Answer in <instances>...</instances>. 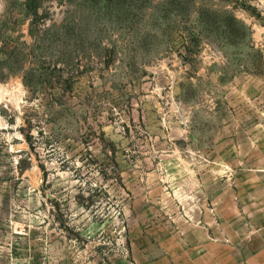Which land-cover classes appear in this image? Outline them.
Instances as JSON below:
<instances>
[{"label":"rangeland","instance_id":"374dc122","mask_svg":"<svg viewBox=\"0 0 264 264\" xmlns=\"http://www.w3.org/2000/svg\"><path fill=\"white\" fill-rule=\"evenodd\" d=\"M261 152L264 0H0V264H150Z\"/></svg>","mask_w":264,"mask_h":264},{"label":"crops","instance_id":"0c3cea01","mask_svg":"<svg viewBox=\"0 0 264 264\" xmlns=\"http://www.w3.org/2000/svg\"><path fill=\"white\" fill-rule=\"evenodd\" d=\"M249 155L246 168H230L225 190L216 167L207 197L199 179L192 185L188 217L153 223L142 239L150 264H264V152Z\"/></svg>","mask_w":264,"mask_h":264}]
</instances>
